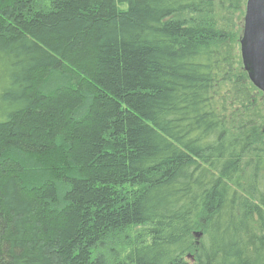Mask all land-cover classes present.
I'll use <instances>...</instances> for the list:
<instances>
[{
    "label": "trees",
    "instance_id": "trees-1",
    "mask_svg": "<svg viewBox=\"0 0 264 264\" xmlns=\"http://www.w3.org/2000/svg\"><path fill=\"white\" fill-rule=\"evenodd\" d=\"M247 2L0 0V264H264Z\"/></svg>",
    "mask_w": 264,
    "mask_h": 264
},
{
    "label": "water",
    "instance_id": "water-1",
    "mask_svg": "<svg viewBox=\"0 0 264 264\" xmlns=\"http://www.w3.org/2000/svg\"><path fill=\"white\" fill-rule=\"evenodd\" d=\"M241 56L251 82L264 92V0L247 2Z\"/></svg>",
    "mask_w": 264,
    "mask_h": 264
},
{
    "label": "rangeland",
    "instance_id": "rangeland-1",
    "mask_svg": "<svg viewBox=\"0 0 264 264\" xmlns=\"http://www.w3.org/2000/svg\"><path fill=\"white\" fill-rule=\"evenodd\" d=\"M239 29L241 30L240 31V37H241V36H243V31H244V17L239 22Z\"/></svg>",
    "mask_w": 264,
    "mask_h": 264
}]
</instances>
